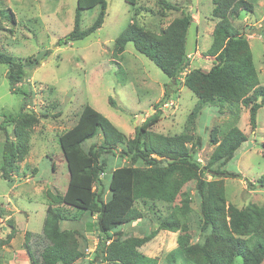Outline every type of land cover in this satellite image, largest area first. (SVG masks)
Listing matches in <instances>:
<instances>
[{
	"label": "rangeland",
	"instance_id": "obj_1",
	"mask_svg": "<svg viewBox=\"0 0 264 264\" xmlns=\"http://www.w3.org/2000/svg\"><path fill=\"white\" fill-rule=\"evenodd\" d=\"M166 1L178 10L164 8L160 0H137L134 7L124 0H105L106 16L99 29L82 40L59 45L73 29L76 0H0V11L4 14V18L0 17V54L17 59L26 70V77L16 86L24 94L15 93L6 76L7 65L0 63V123L9 114L21 111L36 118L28 131L27 153L18 169L11 171L9 180L0 178V264H31L27 247L39 258L38 235L49 204L46 194H63L68 183L58 139L76 124L85 105L108 119L125 139L133 138L135 128L159 110L160 119L149 130L164 136L199 137L202 147L196 158L201 166L208 164L216 147L211 142L215 138V134L211 135L213 128L217 129V138L231 127L239 128L247 141L223 167L237 177H212L205 172L201 178L222 180L226 209L229 205L242 211L264 207V189L248 185L256 186L264 174V106L258 110L256 128L252 129L248 111L242 105L204 103L182 85L189 71L211 68L213 58L205 52L211 44L216 20L211 16V0ZM249 1L252 12H241L232 18V24L247 38L259 84L264 86V0ZM183 11L190 13L192 22L187 33L185 69L175 81L138 53L131 43L125 46L120 58H112L115 39L127 24L134 22L145 31L159 34ZM98 13L99 6L80 11V29L90 27ZM28 61H33V65H27ZM166 91L169 97L158 105ZM15 127L5 126L13 142H16ZM4 136L0 129V163ZM101 138L98 135L88 141L84 149L92 143L99 144ZM103 158L110 162V168L101 175L106 200L111 169L129 162L118 156ZM196 183L191 181L183 188L191 198L188 214L191 244L202 240ZM179 200L172 205L157 203L156 209L164 214L168 207L179 215ZM67 213L68 219L60 222V228L74 233L84 254L75 264H88L99 242L94 228L96 217L73 208L67 209ZM153 218L147 214L113 232H120L123 239H141L156 231L150 241L138 248L140 253L155 258L157 264H192L183 255L173 263L169 261L167 254L177 249L179 232L157 230Z\"/></svg>",
	"mask_w": 264,
	"mask_h": 264
},
{
	"label": "trees",
	"instance_id": "obj_2",
	"mask_svg": "<svg viewBox=\"0 0 264 264\" xmlns=\"http://www.w3.org/2000/svg\"><path fill=\"white\" fill-rule=\"evenodd\" d=\"M124 1L132 7L137 2ZM160 1L164 8L178 10L166 0ZM211 2V16L216 23L205 55L213 58L212 66L208 71H189L184 75L182 85L204 103L242 105L248 111L250 127L255 129L258 110L264 106V86L259 84L247 38L232 24V18L241 12H252L253 6L249 0ZM95 6H99L96 19L90 27L81 30L80 11ZM9 14L15 23L14 15L10 11ZM2 15L3 11H0V17ZM105 16V0H76L73 29L59 45L84 39L102 26ZM191 22L190 13L183 11L181 17L173 19L159 34L145 31L134 22L129 23L115 39L112 58H120L125 46L131 43L138 53L175 81L185 69L186 40ZM0 63L8 67L6 76L12 90L24 94L16 86L26 77L25 66L4 54H0ZM27 65H33V61H28ZM168 97L166 91L158 105L164 104ZM159 119L160 112L156 110L153 116L135 128L133 138L125 139L99 112L89 105L82 108L76 124L58 139L66 163L68 183L63 194H46L49 204L38 235L39 258L27 247L31 264H75L83 259L84 254L78 248L74 233L60 228V222L68 219L69 208L96 217L94 228L98 231L99 242L94 258L88 264H157L155 258L138 251L156 235V231L141 239H123L120 232H113L147 214L154 217L157 230L179 232L177 249L167 254L171 263L181 255L192 264L263 263L264 207L254 206L242 211L229 205L226 209L222 180L201 178L205 172L212 177H235L223 167L234 159L237 150L247 141L246 135L239 128L231 127L217 138V129L213 128L211 135L215 134V138L211 142L216 147L208 164L201 166L196 158L197 151L202 147L200 138L194 139L188 134H155L149 129ZM34 123L36 118L22 111L17 115L9 114L1 121L0 129L5 135L1 179L9 180L11 171L18 169V163L27 153L28 131ZM10 124L16 125V142L11 141L5 132V126ZM98 135L102 137L101 142L92 143L85 150L86 143ZM103 156H118L129 162V165L111 169L106 186L109 197L106 200L103 198L105 186L101 175L110 168V162ZM137 163L144 166H137ZM191 181L197 182L195 190L201 212L202 240L195 244L190 243L189 233L191 198L187 190H183ZM248 185L264 189V174L258 178L256 186ZM177 198H180L179 215L168 207L164 214L156 209L157 203L172 205Z\"/></svg>",
	"mask_w": 264,
	"mask_h": 264
}]
</instances>
